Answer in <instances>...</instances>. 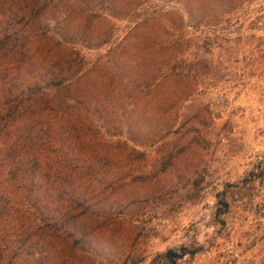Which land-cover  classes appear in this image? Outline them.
I'll return each mask as SVG.
<instances>
[{
    "label": "trees",
    "instance_id": "trees-1",
    "mask_svg": "<svg viewBox=\"0 0 264 264\" xmlns=\"http://www.w3.org/2000/svg\"><path fill=\"white\" fill-rule=\"evenodd\" d=\"M168 1L183 12L136 21L90 66L76 40L87 39L89 48L108 42L94 41L93 29L74 35L62 26L67 19L47 12V0H0V264L11 253L60 249L58 241L68 242L73 260L75 240H90L96 223L129 204L112 199L117 183L128 186L125 160L143 159L146 145L191 143L187 133L170 134L197 79L176 65L179 52L163 19L203 28L243 0ZM145 2L84 0L89 7L80 9L102 5L124 19ZM186 250L163 255L176 264Z\"/></svg>",
    "mask_w": 264,
    "mask_h": 264
},
{
    "label": "rangeland",
    "instance_id": "rangeland-1",
    "mask_svg": "<svg viewBox=\"0 0 264 264\" xmlns=\"http://www.w3.org/2000/svg\"><path fill=\"white\" fill-rule=\"evenodd\" d=\"M145 1L124 19L102 5L82 12L84 0H47V12L67 19L62 26L74 35L93 29L94 41H108L89 48L87 39L76 40L91 66L136 21L183 12L177 1ZM170 17L163 23L179 52L176 65L197 79L170 135L187 133L191 143L146 145L143 159L125 160L128 186L117 183L112 199L127 197L129 204L96 223L90 240H75L73 260L68 242L64 251L58 241L60 249L46 246L38 257L11 253L2 264H172L163 254L183 247L189 253L176 264H264V0L238 2L203 28L176 27Z\"/></svg>",
    "mask_w": 264,
    "mask_h": 264
}]
</instances>
